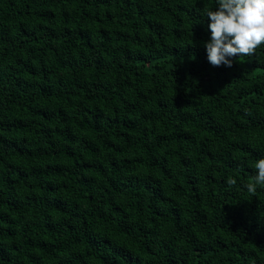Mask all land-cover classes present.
I'll return each instance as SVG.
<instances>
[{"label": "trees", "instance_id": "1", "mask_svg": "<svg viewBox=\"0 0 264 264\" xmlns=\"http://www.w3.org/2000/svg\"><path fill=\"white\" fill-rule=\"evenodd\" d=\"M207 9L0 0V264H264V44Z\"/></svg>", "mask_w": 264, "mask_h": 264}, {"label": "clouds", "instance_id": "2", "mask_svg": "<svg viewBox=\"0 0 264 264\" xmlns=\"http://www.w3.org/2000/svg\"><path fill=\"white\" fill-rule=\"evenodd\" d=\"M218 10L207 9L210 21V40L206 42L208 62L219 67L222 64L231 67L234 56H253L264 44V0H215ZM255 176L245 185L247 192L255 196L257 187L264 188V158L255 161ZM237 181L229 177L227 184L236 185Z\"/></svg>", "mask_w": 264, "mask_h": 264}]
</instances>
